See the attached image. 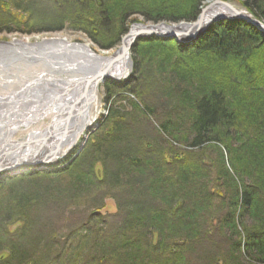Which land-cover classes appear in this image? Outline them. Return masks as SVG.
Instances as JSON below:
<instances>
[{
	"label": "rangeland",
	"instance_id": "374dc122",
	"mask_svg": "<svg viewBox=\"0 0 264 264\" xmlns=\"http://www.w3.org/2000/svg\"><path fill=\"white\" fill-rule=\"evenodd\" d=\"M243 1L208 0L203 5L199 17L203 15L206 7L214 5L210 9L211 11L208 12L207 18L220 12V15L223 16L221 19L239 20L241 18L236 17L229 9L217 3L229 4L243 14L251 15L243 8ZM198 18L196 22L170 23L163 21L156 23L147 21L142 15H133L130 17L132 22L127 34L123 36L119 46L110 50L98 47L86 34L71 29H66L63 32L33 35L1 32L0 44H11L14 41H29L34 44L47 39L54 40L58 38L67 40L75 46L84 45L89 47L95 54L107 59L103 65L105 67L110 64L111 60H116L120 56L123 41L125 38L130 37L129 33L134 26H192L196 25ZM221 19L217 18L212 23L208 20L204 21V26L186 42H178L177 39L159 38L157 36L142 37V39L157 38L167 42L176 41L182 44L194 45V42L198 39L205 37L212 24ZM260 31L262 32V30ZM142 39L133 42L132 47L125 55L130 61L127 73H122L120 77V73L117 74L112 71L113 74L109 75L108 80L102 81L98 85L97 92L90 101V108L92 106V113L96 115V118L92 125L83 132L81 138L71 150L61 157V160L53 159L50 162L35 164L36 159L38 161L39 157L45 156L47 153L45 152L46 147L44 148L40 143L37 144L38 141L29 147L36 145V150H39L42 146L39 153L32 154L33 161L29 157L24 159L25 153H22L21 158H14L10 161V158H7L6 164L2 165V167L6 165L9 170L0 173V204L10 208L11 202L22 200V204L17 203L16 205V202H13V206L17 207L13 208L7 222L16 223L23 220L29 223L33 229L41 226V232H32V236L30 234L27 236V241L31 242L29 245L34 246L33 251L27 256V263L32 261L34 264H39L44 257L42 252L46 245L57 239L56 241L59 243L54 244L52 251H55L54 248L61 251V255L66 258L64 264H67L69 257L74 262L89 264L91 259H98L100 254L102 258L110 256L118 261L120 260L121 263L123 262L122 264L127 260L131 264H145L143 262L146 260L150 264H170L168 260L174 261V259L179 260L176 262L177 264L180 262H182L181 264H236L237 259L233 258L234 256L230 254L229 249L233 250V248H230L231 244L239 241L243 245L241 251L238 254L236 252L235 257L241 259L243 264H258L259 261L256 259L250 260L246 254L244 246L246 238L244 236L247 235L249 229L264 231V154H262L261 149L259 150V147L255 148L258 140L259 143L263 141L261 145H264V118L247 119L244 117L242 119L245 120L244 129L243 131L239 130V136H236L238 139L237 145H231L232 147L229 145V148H226L225 145L222 146L219 143L216 145L214 143L203 145L201 148L189 147L188 142L193 137L192 134L188 135L186 129L191 127L190 117L193 108L190 106L189 100L184 98L185 95L181 94L183 86L188 85V82L179 84L178 77L176 79L172 77L174 75V61L179 56L176 53L178 52L177 44L164 42L162 45L145 46L142 50L143 58L142 56L138 57L139 61H143V66H140L142 69L137 74L134 73L136 55H134L133 48ZM56 51H59V49L56 48V50L49 53H58ZM194 52L188 51L180 57L189 58L191 62L195 63L198 61L203 62L205 57L202 56V49H197V53ZM58 56L54 57V63L62 65L64 60L60 59L61 56ZM172 59L173 61H170ZM214 65H219L217 71L221 70L222 65L220 63ZM114 67L112 68L114 69ZM81 73L83 74H67L62 66L58 71H55L51 62L44 65L43 60L30 63L19 60L12 61L2 56L0 60V114L22 110L21 101L26 99H34L35 101L40 99L38 104H46L45 107L53 108L54 104L58 103L57 98L60 97V99H69V101L67 100L69 104L64 107L71 106L70 111L74 106L77 115V111L84 103L83 100L79 101V99L84 92L85 85L84 83L77 84L71 91L69 89L70 85H67L66 81H75L79 78H82L80 82L84 81L83 76L88 75V73ZM38 76L44 77L46 84L41 83L43 85H40L35 82L34 86H24ZM133 76H136L137 81L132 92H124L122 95L113 98L111 102L106 101V91L104 90L106 82L110 80L128 81L133 79ZM235 78L237 79L238 76L234 77L232 75V79L235 80ZM58 79L66 81L59 84L56 82ZM19 80H24L26 84L21 85L18 83ZM238 87H242L240 82H238ZM242 88L245 89L243 90L245 92H253V90H248L249 87L247 86ZM25 89L29 91L26 92ZM173 89L174 91L178 89V91L173 93ZM92 90L93 88L89 89L88 99L93 94ZM261 92L264 96V91ZM189 96L194 98L192 96L195 95ZM53 99L56 102L50 104V100ZM60 102L66 103L64 100H60ZM146 106L150 110H147ZM69 111L67 112L69 113ZM63 114L65 117L68 116L67 113ZM55 115L50 111L48 116L37 120L32 128L18 131L15 136L16 145L10 146L7 144L6 148L20 150L19 148L23 146L25 149L24 146L30 143L28 136L32 132L52 129L53 122L59 118L58 115ZM55 117L57 118L55 119ZM117 117H122L121 119L125 122V127H120L121 130L118 131H116L114 123L115 120L120 119H117ZM73 118L78 119L77 116ZM62 122L56 124L61 129L60 134L62 130L66 131L68 129V126H64ZM71 133L72 129L66 136H70ZM53 139L52 137L49 142ZM97 143L101 147L99 151L95 148ZM74 150H77L73 158L74 162L69 167L70 169L65 172H61L59 175L22 176L29 173L30 169L46 171L50 165H56L69 158ZM10 154L16 156V151L12 150ZM199 154L203 156L200 159L207 167L205 168L207 176L205 175L203 179L193 180L185 190L199 196L198 188L206 186L209 193L214 194L212 200H210L211 203L207 204L210 210L209 215L206 216L207 213L201 215V217H204L202 223H204L205 229L203 232L208 234L207 236L210 239L204 237L206 234L204 236L198 234L197 230L190 235L188 228L183 232L175 230L172 234L173 229L169 230L170 226H166L167 223H158L154 220L155 218L152 219L153 214H156L155 217H157L158 213L167 211L173 203L184 202L181 200L185 198L183 194L179 193L183 190L182 187L177 185V176L172 177V185L166 182L167 178L163 175L165 174L164 168V173L159 170L157 174L156 170L157 167L159 168V163L166 160L168 165L179 167L181 160H189L191 157L198 159ZM246 163H250L249 166H254L257 170L253 171L251 170L253 167H248L247 174H242L240 167H244ZM170 169L168 168L169 173L171 172ZM224 169L231 173L229 177L231 181L222 177L221 171ZM159 178L162 179V183L158 180ZM175 180L176 182H174ZM245 184H248L249 191L253 194L252 207L247 212H244L241 207V195H239L240 192L242 193ZM24 195L29 197V201H24ZM233 195L238 201L235 214L237 216V229L234 230L221 223L225 217L224 214L227 213L226 211L230 207L228 203L230 198L233 199ZM189 201H192V197ZM217 214H220L221 217L218 218ZM117 215V220H113ZM97 216L109 218L108 221L116 222L117 226L113 225L108 228L97 221L96 223L92 222L91 218L96 219ZM129 221L132 224L128 225ZM169 221H171L170 217ZM192 228L194 229L195 225ZM97 232L101 234V239L96 240ZM211 239L217 240V250L208 247L214 245V240ZM95 240L98 241L97 244L99 245L93 242ZM220 240L223 241L220 242ZM173 242L178 245L176 246ZM162 244L166 250L157 249L158 245L162 246ZM5 247L8 246L5 245ZM225 248H229L228 251H225ZM5 252H7L5 248L0 250V254ZM118 252H121V254H118ZM118 261L115 262L120 264Z\"/></svg>",
	"mask_w": 264,
	"mask_h": 264
},
{
	"label": "trees",
	"instance_id": "16d2710c",
	"mask_svg": "<svg viewBox=\"0 0 264 264\" xmlns=\"http://www.w3.org/2000/svg\"><path fill=\"white\" fill-rule=\"evenodd\" d=\"M206 1L208 0H0V33L33 35L63 32L66 29H71L83 32L98 47L110 50L119 46L121 39L127 34L132 22V20L130 21L131 16L142 15L147 21L156 23L163 21L170 23L196 22ZM242 6L253 18L264 22V0H244ZM164 42L167 41L153 38L142 39L136 43L133 48L134 55H136L134 73L139 74L142 69L140 66H143V61H139L138 57L142 56L143 48L145 46L162 45ZM167 43H176L178 51L176 53L179 55L174 61V75L172 77L175 79L178 77L179 84L188 82V85L183 86L181 94L185 95L184 98L189 100L190 106L193 108V113L190 117L191 127L186 129L188 135L192 134L193 137L188 142L189 147L201 148L203 145L212 143L225 145L226 148H229V145H237L238 139L236 136H239V130L243 131L245 126V120L243 121L242 119L244 117L247 119L264 118V96L261 94V91H264L261 90L264 89L263 33L244 19H221L217 23L212 24L205 37L198 39L194 42V45L189 43L182 44L176 41ZM199 48L202 49V56L205 57L203 62L198 61L195 63L191 62L189 58L180 57V55L186 54L188 51L197 53L196 50ZM167 60L169 61V58ZM170 61H173V59ZM216 63L222 65L220 71H217L219 65L215 66L214 64ZM232 75L234 77L238 76V78L233 80ZM135 77L133 76V79L128 81L117 82L110 80L106 82L104 84L106 101L111 102L113 98L122 95L124 92H132L137 81ZM238 82L242 84V87L247 86L249 87L248 90H253V92L243 91L245 89L238 87ZM177 91L178 89L172 90L173 93ZM189 95L195 96L191 98ZM146 109L150 110L147 106ZM118 118L120 119L114 122L116 131L125 127L122 117ZM163 128L165 127L163 126ZM262 142L259 143L258 140L256 146L255 144L254 146L255 148L259 147V150L261 149L262 154H264ZM95 148L97 151L101 149L98 143ZM77 150H74L69 158L62 160L59 164L47 167L48 170L46 171L30 169L29 173L22 176L59 175L61 172L70 169L69 167L74 162L73 158ZM201 156L202 154H199L198 159L191 157L189 160H181L179 167L168 165L166 160H162L159 163V168L157 167V174L159 170L163 173L165 171L163 175L167 178L166 182L172 185V177L177 176V185L182 187L183 190L179 193L185 196L181 200L184 202L173 203L170 207L167 205L168 210L158 213L157 217H155L156 214L152 215V219L155 218L154 220L158 223H167L166 226H170L168 229H173L172 234L175 230L183 232L187 228L190 235L196 230L202 236L206 234L203 232L205 229L204 223H202L204 217H201V215H204V213H207L206 216L209 215L208 212L210 210L207 204L211 203L210 200H212V195L214 194H210L206 186L198 188L199 196H195L185 190L187 186H190V182L195 179H203L207 174L205 169L207 167L204 166L202 159H200L203 157ZM249 164L246 163L244 167H240L242 174L246 175L247 170L251 167L254 168H251V170H257L256 167H250ZM168 168H171L170 173ZM221 175L225 180H230L231 173L227 169L222 170ZM158 180L162 183V179L159 178ZM242 190V193H239L241 195V207L244 212H247L252 207L253 194L250 193L248 184H245ZM234 195L233 199L230 198L228 203L230 207H228V211H226L227 213L225 212V217L221 222L233 230L237 229V216L235 214L238 207V201ZM191 197L192 201H189ZM23 199L24 201H29L27 195H24ZM21 201L19 199L13 202H16L15 204L17 205V203L22 204ZM13 202H11L10 208L0 204V250L5 248L7 251L5 252L7 254H0L2 255L0 256V264H26L27 256L30 255L34 247L29 245L31 242L27 241V236L28 234L32 236V232H41V226L33 229L29 223L23 220L16 223L7 222L9 215H11L10 213L13 212V208L17 207L13 206ZM217 216L218 218L221 217L220 214H217ZM169 217L171 221H169ZM117 218L118 215L113 220H117ZM108 219L97 216L96 219L91 218V221L102 223L108 228L113 225L117 226L116 222H110ZM129 224H132V222L129 221ZM194 225L195 228L193 229ZM36 226L38 227V225ZM246 234L244 236L246 238L244 242L246 254L250 260L256 259L259 261L258 264H264V231L249 229ZM96 235H98L96 240L102 238L99 232ZM207 235L204 237L209 238ZM56 240L46 245L42 252L44 257L39 264L65 263L66 258L61 255V251H57L56 248H54V252L52 251L54 244L56 242L59 243ZM96 240L93 241L95 244L98 243ZM211 240H214L215 246L212 244L213 246L208 247L217 250V240ZM222 241L220 240V242ZM173 243L176 246L178 245L175 242ZM5 245L9 248L5 247ZM231 245L230 248H233V250L229 248L224 250L228 251L229 249L230 254L234 256L233 258L237 259L236 264H243L241 259L235 257L236 252L238 254L241 251L243 244L239 241L237 243L233 242ZM35 248L37 249V247ZM159 248L160 250H166L163 244L162 246L158 245L157 249ZM118 254H121V252H118ZM95 259H91L89 264H117L115 261H118L110 256L102 258L101 254L98 255V259ZM178 261L176 259L174 261L168 260L170 264H177L176 262ZM122 263L120 262V264ZM143 263L150 264L147 260ZM27 264L34 263L29 261ZM67 264L80 263L74 262L69 257ZM124 264L131 263L127 260Z\"/></svg>",
	"mask_w": 264,
	"mask_h": 264
},
{
	"label": "bare ground",
	"instance_id": "6f19581e",
	"mask_svg": "<svg viewBox=\"0 0 264 264\" xmlns=\"http://www.w3.org/2000/svg\"><path fill=\"white\" fill-rule=\"evenodd\" d=\"M59 49V51H56L58 53H49L50 51ZM61 52V53H59ZM0 54L3 56V58L10 59V60H19V61H26L30 63H36L40 60L44 61V65H48V62H51L52 67H54L55 71H58L59 68L62 66L65 68L67 74H83L81 72H86L88 75L83 76L84 80L87 81L89 78L90 74L93 75L96 74L98 71H100L102 68L104 69L105 67L103 66L105 61L107 60L106 58H103L101 56H98L95 54L89 47H86L84 45H72L70 44L67 40H62L55 38L54 40H44L43 42H36L34 44H31L29 41H14L11 44H0ZM56 55H59L60 59L64 60V63L57 64L54 63V57ZM0 56V60L1 57ZM71 61V63H70ZM130 64L129 58L125 57L122 60H120L117 65H115L114 73L117 74H122V72H126L129 70L128 66ZM61 65V66H59ZM50 66V65H49ZM59 66V67H58ZM86 77V78H85ZM34 79V78H33ZM32 79V80H33ZM82 78H79L78 80L71 81L69 80L66 81V84L70 85V90L73 91V86L76 84H79L80 80ZM63 79H58L56 82L59 84L64 82L62 81ZM37 82L40 85H43L41 83H45V78L42 76H38L33 80L32 82L26 84L24 83V80H19L18 83L26 84L24 85L25 87L27 86H34V83ZM48 82V81H47ZM68 82V83H67ZM46 84V83H45ZM23 86V87H24ZM68 89V91H69ZM28 90L26 89V92ZM67 91V92H68ZM66 92V91H65ZM65 98V97H64ZM60 100L66 101V103H61ZM67 100L69 99H60L58 98V103L56 104L55 100H50V104H54L53 108H47L45 107L46 104H38L39 101L30 100L26 99L25 101H21L23 105V109L20 111H15V112H4V114H0V160H4V164H6V159L10 158H21V154L25 153L23 156L24 159H27L28 157L31 158V161L33 157L32 154L36 150V145L32 146L31 148H19L20 150L17 149H11V148H6V145L9 144L10 146L16 145V133L21 130H28L32 128L33 124L37 122V120H40L48 114L51 113L56 114L55 116H61L63 113H68L69 107H64L67 104ZM30 102V103H28ZM20 104V103H18ZM74 114L76 115L75 111ZM82 116H80L79 120H76V118H71L70 123L68 126V131L70 133V129H72V133L70 136H59V132L61 129L56 126L54 129H49L48 131H43V130H38L36 132H32L28 136V141L29 142H38V140H42L43 138L45 139L47 136H49L50 133H52V137L54 138L47 143V145H44L43 147H46V155L40 157V161H50L52 159H60L68 153L69 150L76 144V142L81 138L83 132H85L91 125L94 119L96 118V115L92 113V106L91 108L89 107L86 111L82 112ZM76 117V116H75ZM57 117H55L56 119ZM65 126V124H64ZM63 131V130H62ZM58 135V136H55ZM39 144V143H38ZM40 145H42L40 143ZM60 149V150H59ZM15 150L16 151V156L10 154V151ZM24 150V151H23ZM49 151H54L53 154L49 155ZM49 155V156H48ZM37 160V159H36ZM35 162H38L36 161ZM59 164V163H58ZM11 165V164H8ZM2 166V165H1ZM6 167V165H4Z\"/></svg>",
	"mask_w": 264,
	"mask_h": 264
},
{
	"label": "water",
	"instance_id": "95a60500",
	"mask_svg": "<svg viewBox=\"0 0 264 264\" xmlns=\"http://www.w3.org/2000/svg\"><path fill=\"white\" fill-rule=\"evenodd\" d=\"M217 4L222 5L225 8L229 9L236 17L244 19L249 24L251 23L252 25L257 27L258 29L262 30V32L264 33V23L260 22L258 19L253 18L252 15L243 14L242 12L232 8L231 5L223 3V2H218ZM212 6H214V5L208 6V7H206V9H204L203 15H201L198 18V20H197L198 22L196 23V25H192V26L191 25H185V26H180V27H170L167 25H165L163 27H149V26H145V25L134 26L129 33L130 37L125 38L123 41V45H122L123 48L121 50L120 56L116 60H111L110 64H107L104 69L100 70V72L93 74V75H90V77L87 79V81L84 80L82 82H79V84L84 83L85 88H84V92H83L81 98L79 99V101L83 100L84 103L80 106L81 107L80 110L77 111V115L74 114L75 107L73 106L71 108V110L69 111V113H67L68 114L67 117H65V115L62 114L61 116H59V118L55 122H53L54 124H53L52 129H54L57 126L56 124H59L62 121H63L62 123H64L66 126H69L70 119L74 116H77V118H78L77 120L80 119V116H82V112L86 111L90 107V105H91L90 101H91V99L94 98L93 96L97 92L96 89H97L98 85L102 81L108 80V77L112 73V70H113L112 67L117 65V63L120 60L125 58V55L128 53L129 49L132 47L131 45L133 44V42H135L138 39H142V37H153V36H157L159 38L165 37V38L177 39L178 42H186V40L194 37L198 33V31L204 26L203 25L204 21L208 20L210 23H212L217 18L221 19V17H223L220 15L221 14L220 12H217V14H214L213 17L209 16L207 18L208 12L211 11L210 9L212 8ZM122 73H124V72H122ZM115 76L118 78L117 75H115ZM121 76H122V74H120V77ZM76 86H77V84L75 85V87ZM90 88H93V90H92L93 94L88 99L87 94H88ZM30 89H32V88H30ZM25 91H26V89H25ZM57 100H58V98H57ZM68 132L69 131L66 129V131L63 130L61 132V134L59 133V135L65 136ZM51 138H52V133H50L49 136H47L45 139H43L41 141L38 140L39 141L38 143H41L42 146L47 145V143H49V140ZM33 144H35V142H30V143H27L24 147L27 148ZM42 146L40 147V149L42 148ZM40 149L35 150L34 153H39ZM53 153H54V151H49V155L53 154ZM0 161H2V162H0V173L9 170V168L7 166L6 167L1 166L4 164V160H0ZM25 161H27V160H25ZM25 161H23V162H25ZM50 161H45V160L40 161L39 160L38 162H34V163L39 164L40 162H50Z\"/></svg>",
	"mask_w": 264,
	"mask_h": 264
}]
</instances>
